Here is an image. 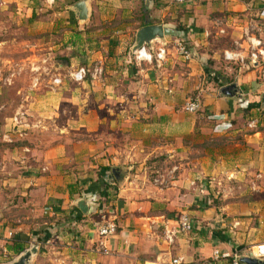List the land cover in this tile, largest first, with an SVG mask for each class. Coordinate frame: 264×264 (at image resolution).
Segmentation results:
<instances>
[{"label": "crops", "instance_id": "1", "mask_svg": "<svg viewBox=\"0 0 264 264\" xmlns=\"http://www.w3.org/2000/svg\"><path fill=\"white\" fill-rule=\"evenodd\" d=\"M16 1L15 22L24 19L38 44L52 37L57 67L32 71L13 114L0 120V136L13 139H0V264L18 258V245L37 246L29 264H232L214 250L244 255L264 242V64L225 58L227 50L248 54L246 31L264 42V0H88L86 21L79 0ZM153 24L175 31L152 43L165 58L137 60V31ZM79 66L87 76L75 82L69 71ZM232 83L235 94L222 91ZM3 91L0 84V99ZM194 97L201 107L191 113L184 105ZM17 111L31 126L24 137ZM204 143L203 160L182 166ZM157 159L171 165L152 166ZM233 181L259 197L230 195ZM182 213L193 229L169 243L166 230ZM104 214L118 223L109 254L92 251Z\"/></svg>", "mask_w": 264, "mask_h": 264}, {"label": "rangeland", "instance_id": "2", "mask_svg": "<svg viewBox=\"0 0 264 264\" xmlns=\"http://www.w3.org/2000/svg\"><path fill=\"white\" fill-rule=\"evenodd\" d=\"M4 1V0H3ZM16 0H5V2L2 4V6L6 7L7 10L0 11V41L9 40L6 44L0 42V58L5 60H11V62L0 63V73H3L2 76L8 77L11 76V73L13 72H22V75L15 74L13 76V82L12 83H5L4 81H0V84L3 85V94L0 99L2 103H5V109H2L3 111L0 112V120L5 115L13 114L14 112V106L18 105L20 103V98L23 97L21 94L17 93V89L20 88L22 85L27 86L31 82V72L36 71L39 69V72L47 73V72H54L56 71L57 63L54 62V56H51L49 54V47L52 44V37L47 40V36L44 34L42 38L45 40L43 43H39V40L37 41V37L32 35V33L28 29V23L26 21L21 22V25L19 26L15 22V17L18 18L19 16V10L17 6ZM18 20V19H17ZM20 27V28H19ZM16 29V30H15ZM14 36H18L19 42L18 44L14 45L10 41ZM51 40V41H50ZM50 41V43H49ZM56 56V55H55ZM49 57V58H47ZM57 58V56H56ZM39 67V68H38ZM22 101V100H21ZM19 102V103H18ZM33 134V133H32ZM57 133L55 134V136ZM53 140H58V137H54ZM197 147L193 153H189L187 158H184L181 162H183V165H186L188 167V164H190V167H194L193 161H202V151L205 152L206 143L204 145H196ZM164 160L157 159L154 163L152 162V166L155 167H166L170 166L171 163ZM189 162V163H185ZM204 164L206 165V162L204 160ZM200 166V163H198ZM180 169H182L180 167ZM163 171L160 169V172ZM177 170L176 172H178ZM183 172V170H182ZM186 172V171H184ZM158 173L149 174L151 179L153 180V177L156 176L155 179L159 178L158 183L162 182L163 184H166L168 182V179L161 178L160 176H157ZM185 175V174H184ZM186 176V175H185ZM206 176V175H204ZM209 176L203 178L204 181H209ZM170 181V180H169ZM239 182L233 181L229 182V184L226 185L227 190H229L230 195L235 196L239 193V191L243 192L245 195L244 197L246 199H252L255 197L253 194L246 192L245 189L240 190L238 188H235L238 186ZM243 188V187H242ZM229 195V196H230ZM217 200L215 204L222 202V200ZM45 263L46 261H42Z\"/></svg>", "mask_w": 264, "mask_h": 264}, {"label": "built area", "instance_id": "3", "mask_svg": "<svg viewBox=\"0 0 264 264\" xmlns=\"http://www.w3.org/2000/svg\"><path fill=\"white\" fill-rule=\"evenodd\" d=\"M171 3L175 4H188L193 0H169ZM249 41V52L247 55H242L240 52L227 50L225 52V58L229 61H237L247 65V63L257 66L258 64H264V42L261 38L256 36H252L248 31L245 32ZM180 52L186 58H191V52L185 44L180 45ZM165 48H158L157 52L154 54L150 50L149 47L143 46L134 51L135 57L137 60H152L156 58L161 61L165 58ZM87 69L84 66H79L73 68L69 71V78L75 82H82L86 79ZM264 77V70H263ZM54 82L60 83L62 81L61 78H54ZM201 100L199 97H194L189 99L184 108L186 111L195 113L200 110ZM13 124L17 128L19 135L24 137L27 135V131L31 128L29 122L27 121V117L24 111H17L13 116ZM23 126V128H21ZM3 138L6 141H12L13 139L9 136V134H4L0 136V139ZM159 181V178L156 179ZM118 223L117 218L113 215L104 214L102 218L96 226V238L95 247H93L92 251L98 252L101 254H109L112 252V249L109 246V242L111 238L117 233ZM193 229L192 218L188 213H182L178 219L177 225L174 229L166 230V239L169 243L174 242L175 238L179 236V234L191 232ZM253 253L254 256L264 257V242L258 243L252 246L247 253ZM245 253V254H247ZM214 256L230 259L232 264H242L240 258L242 253L240 252H231V251H220L218 249L214 250ZM183 258L176 257L172 260V264H182Z\"/></svg>", "mask_w": 264, "mask_h": 264}, {"label": "water", "instance_id": "4", "mask_svg": "<svg viewBox=\"0 0 264 264\" xmlns=\"http://www.w3.org/2000/svg\"><path fill=\"white\" fill-rule=\"evenodd\" d=\"M88 0H79L75 4V8L78 11V17L81 21H86L89 15ZM175 31L163 24H153L142 27L137 31L136 34V43L133 45V51L147 46L150 49L152 48V43L156 40H163L167 35L173 34ZM234 90V94L238 91L237 84L232 83L229 86L223 88L222 91L230 92ZM117 176V175H116ZM85 200L79 202V207L81 210L86 211ZM38 252L37 246H32L29 249H25L20 253L18 258L13 260L11 264H29L32 256ZM240 261L244 264H264V257L254 256L253 253H247L241 256Z\"/></svg>", "mask_w": 264, "mask_h": 264}, {"label": "trees", "instance_id": "5", "mask_svg": "<svg viewBox=\"0 0 264 264\" xmlns=\"http://www.w3.org/2000/svg\"><path fill=\"white\" fill-rule=\"evenodd\" d=\"M104 182H105V184L107 185V189H109L110 185H109L106 181H104ZM24 250H25V247L22 246V245H18V246L16 247V252H17V253H20V252H22V251H24Z\"/></svg>", "mask_w": 264, "mask_h": 264}]
</instances>
